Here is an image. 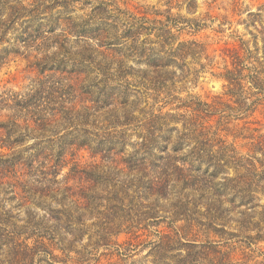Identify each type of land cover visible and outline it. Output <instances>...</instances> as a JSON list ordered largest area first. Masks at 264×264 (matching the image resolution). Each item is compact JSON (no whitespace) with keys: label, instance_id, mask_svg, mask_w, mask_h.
I'll use <instances>...</instances> for the list:
<instances>
[{"label":"clouds","instance_id":"1","mask_svg":"<svg viewBox=\"0 0 264 264\" xmlns=\"http://www.w3.org/2000/svg\"><path fill=\"white\" fill-rule=\"evenodd\" d=\"M0 264H264V0H0Z\"/></svg>","mask_w":264,"mask_h":264}]
</instances>
